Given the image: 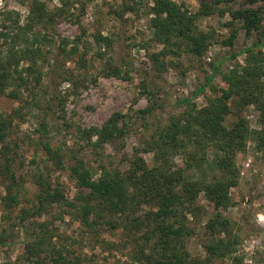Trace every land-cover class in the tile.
I'll return each mask as SVG.
<instances>
[{
	"label": "trees",
	"instance_id": "1",
	"mask_svg": "<svg viewBox=\"0 0 264 264\" xmlns=\"http://www.w3.org/2000/svg\"><path fill=\"white\" fill-rule=\"evenodd\" d=\"M153 1L150 9L153 37L163 46L149 58L156 68L162 69L168 63L167 58L189 53L201 67L207 66L205 80L191 96L178 99L177 106L184 107L180 113L167 124L157 122L155 132L150 139L144 140L143 149L136 148L126 169L110 168L104 163L96 168L89 164L81 150L55 147L48 138L51 127L47 117L54 114L55 105L63 107L65 102V92L59 90L61 85L69 82L75 88L79 82L60 58L50 57V46L55 44L58 53L66 58L78 56L79 66H86L85 51L80 47L81 37L58 41L53 31L58 19L69 16L65 3L51 8L44 0H30L25 21L21 20L18 11H0V93L11 89L7 94L19 103L11 114L0 113V178L6 190V194L0 196L4 222L0 223V246L16 245L19 225L25 226L27 221L56 209L58 215L53 214L54 219L69 215L84 229L76 236H67L66 240L75 241L77 237L90 234L99 241L103 231L122 228L131 239L134 238L130 256L137 264H212L216 258L225 257L232 258L233 264H245L237 254L238 237L232 234L230 220L220 211L203 226L206 257L195 256L187 250L185 239L202 234L198 226L191 225L192 218L199 219L201 214L197 200L202 192L216 209L229 206L230 189L238 184L236 157L247 148L249 138H255L258 147L264 151V41L254 42L207 63L203 57L216 33L214 30L197 31L196 20L200 15L212 12L211 7L204 3L197 13H192L184 2ZM231 15L233 20L243 21L249 34L261 32L264 20L261 9L232 10ZM236 34L234 30L225 44L232 46ZM97 40L108 46L111 44L101 33ZM243 54L246 56L244 65L236 63L231 70L222 71L224 61ZM106 68L107 76L131 79L127 65ZM218 75L227 86L214 88L215 93L208 97V104L198 107L195 99L213 86ZM144 93L149 104L140 112L153 114L156 108L151 104L150 93L153 92L144 85ZM48 94L49 102L41 116L37 109L43 107L42 98ZM234 97L241 108L254 106L259 113L260 129L252 128L240 110L237 120L227 124L233 112L231 101ZM33 111L38 117V144L44 150L45 164L42 166L35 157L32 158V163L37 164L33 168V181L38 187L36 204L22 207L17 221H13V210L20 204L25 180L18 172L17 162L21 167L25 160L18 151V141L15 140L13 146L10 139L15 134V120L25 121ZM122 116L114 114L101 127L86 128L83 132L89 139L88 146L98 150L106 142L123 137L128 124H120ZM94 136L96 139L92 140ZM209 150L213 153L212 164L221 171V175L212 181L198 178L191 172L208 163ZM143 152L153 153L152 163L142 155ZM177 156L183 157L186 166L176 163ZM57 169L69 171L70 179L79 190L74 197L68 196L62 183L54 178L53 172ZM144 205L151 209L144 210ZM32 225L34 229L32 232L26 230L22 241L24 257L29 264L82 263L80 255L76 256V261L70 260L68 245L55 240L61 235L54 221L36 220ZM143 229L146 230L139 237L134 236Z\"/></svg>",
	"mask_w": 264,
	"mask_h": 264
},
{
	"label": "rangeland",
	"instance_id": "2",
	"mask_svg": "<svg viewBox=\"0 0 264 264\" xmlns=\"http://www.w3.org/2000/svg\"><path fill=\"white\" fill-rule=\"evenodd\" d=\"M25 1L26 3H22ZM51 8L60 7L65 3V11L68 17L58 19L54 24L53 31L58 41L62 38L74 39L81 37L80 47L85 51L86 66L80 67L79 57L66 58L58 53L56 45L50 46L52 51L50 57L60 58L65 68L71 69L74 73L78 86L65 82L60 89L64 93V106L54 107V114L47 117L50 122L51 133L48 138L53 146H61L64 150L74 148L81 150L90 165L96 168L101 163L110 168L126 169L128 161L133 157L136 148H144V140L151 138L157 122L167 124L170 119L180 113L184 107H178L176 102L184 96H191L196 87L205 80V68L201 67L197 59H193L189 53H182L180 57L167 58L165 68H156L149 55L158 52L162 44L155 41L151 27L153 0H44ZM179 3H186L192 13H197L202 4H208L212 12L200 15L196 20L197 31H212L216 37L203 57L205 62H210L223 56L230 55L238 50L252 45L254 42L264 41V20L261 32L253 31L249 34L243 27L242 20H233L231 11L246 8H259L264 14V0H176ZM30 0H0V11H18L21 20L25 21ZM127 6H133L129 9ZM224 11V13H223ZM236 37L233 45H226L227 40L233 31ZM106 36L111 42L108 44L99 43L97 35ZM48 47V48H50ZM100 52L103 55H100ZM245 54L237 59H228L222 64V71L227 72L236 63L245 64ZM127 65L131 79L107 76L108 66ZM144 85L153 92L150 93L155 106L153 114H143L140 110L149 104L147 94L144 93ZM227 84L218 75L213 86L208 87L195 102L198 107L208 104V97L212 96L214 88L220 89ZM44 88L46 86L43 85ZM11 89H8L9 92ZM41 89H37L40 91ZM42 90L41 93L44 92ZM6 93H0V113L9 115L19 105ZM218 93V92H217ZM50 94L43 96L41 106L37 114L44 116L46 104L49 102ZM236 97L232 99V113L227 119L231 125L237 120L238 111L245 116L252 128L260 129L258 123V112L254 106H237ZM35 113V114H34ZM122 114L120 124L125 122L128 129L125 135L106 142L99 146L98 150L88 146L89 139L85 136L84 130L94 126L101 127L114 114ZM38 117L33 111L25 121L15 120V134L11 137L14 146L18 141V151L23 156L24 166L20 167L17 162L18 172L25 176L23 187H21L20 204L13 210V221L22 207H32L36 204L35 195L38 187L34 184L33 173L36 158L43 166L45 159L44 150L38 144ZM94 136L92 140H95ZM142 155L152 163L153 153ZM213 153L209 150L208 163L200 170L191 171L192 174L201 179L212 181L221 171L212 164ZM176 163L186 166L182 156L176 157ZM239 170L238 184L230 189L231 201L229 206L216 209L202 192L197 200L201 207L199 219L191 222L198 229L202 230L201 236L194 235L185 239L186 249L193 255L206 257L203 247L205 241L203 226L218 211L222 212L231 223L232 234L238 237V256L244 259L245 264H264V151L258 147L257 140L250 137L247 148L239 152L236 157ZM53 176L59 180L68 196L74 197L78 188L70 179L68 170H55ZM4 183L0 178V196L6 194ZM144 210L151 209L144 205ZM53 214L58 215L55 209L52 213H44L36 220L54 221L59 228L61 237L55 239L58 243H66L70 249V260L76 261V256H81L78 264H134L130 256L133 248V239L122 228L116 231H103L99 241L91 235L77 237L75 241L66 240L67 236H76L81 232V223L64 215L62 219H54ZM3 209L0 201V223ZM36 220L27 221L26 225H19L18 243L12 247L0 246V264H29L24 257L22 241L26 237V230L32 232V225ZM33 222V223H30ZM146 229L134 236L139 237ZM97 242V243H96ZM44 255V253H43ZM134 262V263H133ZM137 264V263H135ZM212 264H233L230 257L216 258Z\"/></svg>",
	"mask_w": 264,
	"mask_h": 264
}]
</instances>
